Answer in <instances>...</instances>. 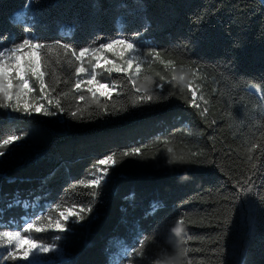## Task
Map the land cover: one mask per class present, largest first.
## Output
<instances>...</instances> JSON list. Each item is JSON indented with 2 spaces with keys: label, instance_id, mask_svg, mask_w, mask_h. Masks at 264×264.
<instances>
[{
  "label": "trees",
  "instance_id": "obj_1",
  "mask_svg": "<svg viewBox=\"0 0 264 264\" xmlns=\"http://www.w3.org/2000/svg\"><path fill=\"white\" fill-rule=\"evenodd\" d=\"M17 14L21 22H14ZM145 30L148 38L142 43L156 47L159 57L148 56L150 48H144L135 87L143 91L150 83L154 94L162 86L164 95H173L132 109L131 116L97 119L91 95L72 90L74 70L56 63L55 41L84 46L98 34L134 38ZM27 35L52 44L50 71L59 79L56 98L65 111L58 117L0 116V139L25 137L9 146L0 163V228L19 224L23 233L21 221L25 214L39 213L37 205L55 218L59 211L72 212L73 205L78 209L91 203L92 222L74 225L68 237L79 264H133L131 249L126 259L121 256L129 244L139 247L145 235L144 264H165L177 256L179 264H222L219 246L226 242L233 264H264L259 212L238 220L227 240L220 227L230 215L225 197L236 191L237 182L251 178L254 203L264 198V92L251 91L254 85L264 88V6L258 0H0V47ZM188 40L199 42L194 52L185 51ZM104 75L102 82H119L120 88L100 102L109 111L130 105L134 89L128 78ZM172 76L184 80L172 81ZM189 83L199 108L188 106ZM77 107L85 109L84 123L67 114ZM253 144L257 147L249 152ZM132 147H139L141 155L122 157ZM193 152L199 163L165 169L173 156L188 161ZM112 153L119 163L109 168L102 190L94 195L97 190L87 182L104 167L97 161ZM14 200L29 206L8 207ZM56 204L60 209L51 212ZM177 224L183 227L180 235L173 231ZM36 235L51 241L58 233ZM0 252L2 261L7 253L2 247Z\"/></svg>",
  "mask_w": 264,
  "mask_h": 264
},
{
  "label": "snow or ice",
  "instance_id": "obj_2",
  "mask_svg": "<svg viewBox=\"0 0 264 264\" xmlns=\"http://www.w3.org/2000/svg\"><path fill=\"white\" fill-rule=\"evenodd\" d=\"M35 2L39 3V0H35ZM138 2L143 4L144 0H138ZM22 20L23 17L17 14L14 22ZM147 38V30H145L143 35L137 31L134 38H130L128 35L105 38L103 34H98L97 39L91 40L84 46H77L71 41L62 42L59 39L55 41L56 63L64 64L69 70H74L71 71V78L75 80L72 90L80 92L83 89L91 95L99 109L96 113L97 119L103 121L108 117H123L125 114L131 116L132 109L166 102L173 95L172 93L164 95L162 86L161 91L154 94L150 83L143 91L135 87L133 76L140 73L141 65L145 63V60L142 59V56L145 55L144 48H150L148 56L159 57V50L156 47L142 43ZM198 43V41L188 40L185 51L194 52ZM52 52V44L41 42L36 35H27L26 38L13 42L10 46L0 47V116L11 117L13 113H19L28 117H32L34 114L43 117H58L65 111L60 99L56 98L57 88L55 85L59 83V79L55 78V73L50 71L52 65L49 57ZM113 73L123 74L128 78V82L133 85L134 95L130 98V105L119 108L113 106L115 110L109 111L108 104L100 102L101 98H104L105 101L110 100L113 92L120 88V84L119 82L102 81L105 80L104 74L111 77ZM50 76L53 79L46 82V78ZM163 79L162 76L161 80ZM177 80L182 82L184 77L172 76V81ZM254 87L257 92H264V88L255 85ZM188 89L192 93V101L188 106L199 108V104L196 102L197 92L192 88L191 83L188 84ZM62 95L67 96L68 93H62ZM77 99L84 100L85 97L79 95ZM84 111L85 109L77 107L75 111H69L67 114L71 120L79 124L85 122ZM91 116L92 113L89 112V117ZM65 126L71 127V125H67V122H65ZM31 134V132L25 133V135ZM24 138L23 135H8L6 138L0 139V163L3 162V158L7 157L9 146ZM256 147L257 145L253 144L249 152ZM168 151L171 153L172 150L168 149ZM121 155L124 158L137 157L141 155V149L132 147L124 150ZM197 157L198 154L195 152L192 153V159L188 161H178L173 156L167 161L165 169L170 172L173 168L169 166L180 162L197 164L200 162ZM248 159L251 160L253 157L249 155ZM117 163L119 162L115 159V153L106 155L97 161V165H104V167L98 168L97 171L100 174L87 182L88 187L97 190L94 195H98L102 190L109 174V168L115 167ZM261 178L264 181V175ZM79 183L84 184V181L81 180ZM254 186V180L251 178L244 181L243 184L237 182L236 191L230 197H225L229 204L230 215H226L225 221L221 222L222 239L227 240L232 235L233 226L238 220L256 212L264 217V198L254 203L255 198L252 196ZM15 206L28 208L29 205L26 200L23 202L14 200L8 205L10 208ZM60 207L59 204H56L51 207V212H56ZM37 208H39V213L33 211L31 214H25L22 219L23 233L19 230V224L15 228L12 225L0 228V247L7 253L6 256H3L0 264H6L7 261L17 262L21 259L26 264H79L69 251L68 237L74 233V225L84 226L92 222L95 205L89 203L87 207L79 206L78 209L76 205H73L72 212L67 209L59 211V215L55 218L52 215H44L43 207L37 205ZM2 211L0 209V212ZM51 230L58 233L54 240L48 241L40 235H36ZM173 231L180 235L183 232L182 225L177 224ZM147 239L146 235L140 239L139 247L129 244L121 259H126L127 251L131 249L133 264H144L143 257L147 255L145 249ZM25 243L32 246L23 247L22 245ZM0 255L3 253L0 252ZM219 255L222 264H233V252L227 242L219 246ZM167 264H179V256L168 260Z\"/></svg>",
  "mask_w": 264,
  "mask_h": 264
},
{
  "label": "rangeland",
  "instance_id": "obj_3",
  "mask_svg": "<svg viewBox=\"0 0 264 264\" xmlns=\"http://www.w3.org/2000/svg\"><path fill=\"white\" fill-rule=\"evenodd\" d=\"M251 91H253L254 93H256V94H258L259 95V93L256 91V90H254V89H251ZM23 247H30V246H32L31 244H29V243H25L24 245H22Z\"/></svg>",
  "mask_w": 264,
  "mask_h": 264
},
{
  "label": "water",
  "instance_id": "obj_4",
  "mask_svg": "<svg viewBox=\"0 0 264 264\" xmlns=\"http://www.w3.org/2000/svg\"><path fill=\"white\" fill-rule=\"evenodd\" d=\"M264 6V0H258Z\"/></svg>",
  "mask_w": 264,
  "mask_h": 264
},
{
  "label": "clouds",
  "instance_id": "obj_5",
  "mask_svg": "<svg viewBox=\"0 0 264 264\" xmlns=\"http://www.w3.org/2000/svg\"><path fill=\"white\" fill-rule=\"evenodd\" d=\"M169 260H173V258L172 259H169ZM168 261V260H167ZM167 261H165V264H167Z\"/></svg>",
  "mask_w": 264,
  "mask_h": 264
}]
</instances>
